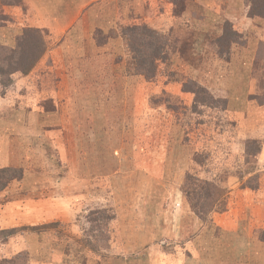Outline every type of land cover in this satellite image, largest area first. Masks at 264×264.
I'll return each instance as SVG.
<instances>
[{
  "label": "rangeland",
  "instance_id": "rangeland-1",
  "mask_svg": "<svg viewBox=\"0 0 264 264\" xmlns=\"http://www.w3.org/2000/svg\"><path fill=\"white\" fill-rule=\"evenodd\" d=\"M187 1L191 5L188 14L197 13L200 0H161L173 4L169 15L180 16L179 20L175 24L171 19V24L163 21L161 28L141 23L164 38L141 28L142 34L133 39L129 28L135 24L115 23L117 40L104 47L103 67L94 68L82 81L84 97L78 94L76 99L77 90L68 87L77 57L64 58L69 72H41L38 83L43 81L46 91L56 79L63 81L61 120H29L26 104L23 119H11L17 103L0 98V152L20 150L25 165L30 162L38 168L28 174L33 176L29 182L14 180L0 192V264H147L155 255L147 259L148 250L138 243L158 236L150 232L159 219L170 225L179 221L175 210L181 203L176 198L172 202V195L178 193L179 200L183 196L193 210V204L204 195L201 181L218 182L228 174L230 193L212 213L208 208L198 210L206 218L204 222L198 216L203 231L229 221L243 225L254 242L264 243V158L257 159L264 149V23L252 22L251 0H239L243 11L238 13L245 21L231 14L230 3L215 19H220L219 33L199 35L193 46L191 17L185 15ZM7 20L0 13V24ZM31 33L41 40L38 30ZM95 36L103 39L100 32ZM46 44L51 46V40L46 39ZM28 45L38 46L37 42ZM1 46L0 94H5L10 87L2 84L8 85L7 70L23 65L13 60L8 46ZM158 47H162L160 52ZM194 47L197 50H192V56ZM136 48L145 53L146 61L137 58ZM242 50L248 68L243 79L235 70L241 68L240 63L230 64ZM38 51L26 55V68ZM235 73L237 80L232 82L241 86L239 90L227 85ZM97 82L101 87L96 92L103 93V98H93ZM105 82L111 87L102 85ZM45 107L51 108L47 103ZM17 124L25 129L37 127L41 135L28 138ZM42 128L54 129L57 135ZM12 132L14 137H7ZM23 168L25 175L27 168ZM187 182L189 196L183 193ZM34 191L37 193L30 194ZM170 208L175 215L164 216ZM146 224L154 227L145 232L141 226ZM187 224L194 227L196 222ZM214 232L215 237L208 239L210 245H218L214 238L221 233L213 228ZM193 235L201 236V232L179 238L185 242ZM257 250L258 258H263L264 248Z\"/></svg>",
  "mask_w": 264,
  "mask_h": 264
},
{
  "label": "crops",
  "instance_id": "crops-1",
  "mask_svg": "<svg viewBox=\"0 0 264 264\" xmlns=\"http://www.w3.org/2000/svg\"><path fill=\"white\" fill-rule=\"evenodd\" d=\"M158 1L160 2L161 0ZM158 1L0 0V13L8 17L7 22H2L0 24V44H5L6 47L8 46L7 48L14 47L17 37L22 34L23 29L26 27H35L46 31L47 33H45L47 35L45 34V39L51 40V46L47 48V51L42 55L38 64L26 75L13 73L12 77L14 81L9 87V90L5 94H0V98L13 99L15 103H17L16 105L18 107L11 109V114L14 116V118L11 119L16 118L19 121L20 119H23L22 115L24 114V108L22 107L26 104L28 105L27 109H29V120L31 119L34 121L37 118V122L39 123L43 120H61L62 115L59 108L63 102V97L61 95L62 92L60 91L63 81L56 79L51 84V90L46 91L45 83L43 81H41L40 84L38 83V80L41 79L42 76L41 72L48 73L50 70H53L57 75H61L62 71L65 70L69 72L68 64H65L64 58L68 61L71 56L77 57L78 64L75 66L71 65L72 67L77 68L73 77V80L76 79L77 81L72 80L68 82V87L77 90L74 92L76 99L79 98L78 94H80L81 97H84L82 91H84L86 87L82 81H84L87 75L92 71H96L94 68L100 69L103 67L101 59H104L102 54V52L105 51L104 47L111 46V44L117 40L115 23H118L120 20L132 24L149 22L150 25H153L156 28H161L165 23L163 21L167 20V23L171 24V19V22L175 24V22L179 20L180 16L170 14V17L169 15V10H172L173 12L172 3V6H169L168 4L160 2V6L158 5L159 7H156ZM200 1L201 3L197 5L198 12H194L193 15L191 13L188 14V8H190L191 5L188 4V1L186 2L187 13L185 15L191 17L188 22H190L189 26H191L189 30H191L192 33L193 46L194 44L196 45V40L199 39V35L207 36L219 33L217 24H219L220 19L218 21L215 19L222 16L221 11L230 3H232V5H230L229 8H231V11L233 10V13L231 14L241 18L243 22L245 21L244 18H242L241 13H238V10L240 12L243 11L239 0ZM253 21L256 22L255 19H252V22ZM259 23L261 24V22ZM95 32H100L103 39L99 41L97 36H95ZM192 50H197V47L191 49V54L193 53ZM192 56H194V53ZM220 60L222 59L220 58ZM47 61H49L50 64L46 65L45 63ZM234 61L240 63L239 65L241 68L235 67V70L238 71V74H240V77L243 79V76L245 75L243 73L248 72V68L245 66L246 59L243 50L236 59H232L231 63H229L232 64ZM234 65L237 66L236 64ZM225 79L228 80V78H224V80ZM232 80H237L236 73L235 77H231L227 85L234 88L238 87L239 90L241 86H236ZM96 84H93V92L95 91V93H93V98H103V93L96 92V90L101 87V82H97ZM102 85L109 86L110 83L105 82ZM109 97L110 96L108 95V98ZM46 103L49 104L51 108H46ZM97 111L100 113V110ZM1 119L4 118L1 117ZM12 127L14 129V124ZM17 127L19 131L26 132V137L28 138H34L38 133L41 135V132L38 131L39 129H37V127H32L31 129L27 127V129H25L21 124H17ZM42 130L47 134H51V136L57 135V131L54 129L47 130L46 128H42ZM13 132L10 134L8 133L7 137H14V135H11ZM60 133L61 132L59 131L58 134L60 135ZM15 137L21 138L20 136ZM61 147L62 146H59L60 154H62ZM6 150L0 152V163L3 162L0 166L8 165L22 168L26 167L27 169L22 181L24 183H27V181L29 182L30 178L33 176L28 174H30L32 170L37 171L38 168H36V166H30V162H28L29 166H26L24 159L21 157L20 150L15 152H12L9 149L6 152ZM25 154L29 155V153ZM262 158H264V149ZM27 160L29 161V158ZM32 184L34 183L32 182ZM58 192L57 195L62 194L60 190H58ZM36 193V191L30 192V194ZM175 198L178 201V204L181 203V207L177 206V210H175L178 216H176V220L179 219L178 222L170 225L169 222L166 224L163 220L159 219L156 224H154L156 225L155 228H153L154 225L150 227L148 224L141 226L145 232L153 228L150 233H157L158 235L154 236L153 234V237L155 238L148 243H138L139 247L148 250L146 254L147 259L148 257L155 255L147 264H264V257L258 258L256 255L258 254V248H264V243L260 241L254 242L250 239L247 236L248 232H244L243 225L240 224L238 226L230 224V222L227 221L224 225L214 224L209 230L203 231L205 227L200 224L198 216L193 212L191 207L188 206L189 204L184 203L183 196L181 198L182 200L180 199L181 202H179L178 193L173 194L170 199L174 202ZM186 207H188L189 213L183 214ZM171 210L173 209L170 208V213L165 214L163 209H161L160 216H162V219L166 215H175L174 213H171ZM180 210L182 213L178 214V211ZM228 212H230V210ZM228 212H225L224 214L229 216ZM154 216L155 215L152 214V212L151 216L149 215V217L152 218ZM188 219L191 222H196L194 227L187 224L189 222L187 221ZM213 228L221 233L220 237L214 238L217 239L215 242H217L218 245H214V243L210 245L208 241L209 238L215 237V232L214 235L212 233ZM188 232H201V236L196 235V237H194L195 235H193L185 242L181 241L179 235L185 237V234ZM170 236L171 238L168 239ZM182 248L189 253L190 257L187 255L185 256V252L181 250ZM250 254L252 255L251 257H249ZM122 263L126 264L128 262L126 261L125 263V261H123Z\"/></svg>",
  "mask_w": 264,
  "mask_h": 264
},
{
  "label": "trees",
  "instance_id": "trees-1",
  "mask_svg": "<svg viewBox=\"0 0 264 264\" xmlns=\"http://www.w3.org/2000/svg\"><path fill=\"white\" fill-rule=\"evenodd\" d=\"M249 3H251V17L253 19H257V21L264 22V0H251V2H249ZM247 5H248V3H247ZM227 25H231V22L227 23ZM141 28L144 29L143 30L144 32L146 30V33H148V32L153 33L154 32V34H155L157 32V31L155 32V30H152L151 28H149L145 25L135 24L129 28V32H130L133 39H137L142 34ZM36 30H38L39 34H40L41 40H38L40 43L37 40H35L34 37H32L31 32L34 33ZM157 34L163 37V35L161 33L157 32ZM131 36H130V39H131ZM32 42H37L38 46L37 45H28ZM163 42L165 44H167L168 41L165 38ZM0 47H3V46H1V44H0ZM135 47H138V45ZM152 47L156 48L153 44H152ZM47 48H48V45L46 44L45 31L38 29V28H35V27L24 28L22 31V34L17 37L16 45L14 47L8 48L9 53L12 55L13 60L16 59L17 60L16 63L22 64L23 68H20L19 65L16 66L15 68L10 67L7 70V73H9L8 85L4 84V83H2V84L4 86H11V84L14 81L13 77H12L13 73H20V74H25V75L28 74L38 64V62L42 58V55L47 51ZM35 49H39L38 53L34 54V56H36V58H34V60H32L30 65L26 68L24 66L26 63L25 62L26 61V55H29V53L34 52ZM137 50L139 51V54H137V58H140L141 61H144V60L146 61L147 60L146 56H143L145 53H143L139 49H137ZM158 50H159L158 52H160L162 50V47L159 48ZM15 54L17 55V58H16ZM158 55L159 54H157V56H153V55L152 56L155 57V59H156L158 57ZM150 63H152V62L150 61ZM1 71H2V69L0 68V74H2ZM144 73L145 72L142 71L140 74L143 75ZM212 100H215V98H212ZM262 153H263V147L261 148V151H260L261 156L260 155L257 156L258 160L262 159ZM260 160H259V162H260ZM23 175H24V170L22 167H1L0 168V192L4 191L12 181L21 180L23 178ZM229 177H230V174H228L226 178L219 179L220 181H218V182L214 179H212L211 181H209V180H205L204 182L201 181V183H203V189L200 193H204V195L199 200H197V202L195 204H193V211H195L196 215L199 216V218H201L204 222H206V218H204V216H202V214L198 211L199 208L200 207L203 208L204 211L208 208V210H207L208 213L213 212L214 207L217 205V203L219 201L223 200L230 193V188L227 185ZM189 178H191V175H189ZM187 185H190V184L188 182L186 183V185L184 186L185 189H183V193L184 194L186 193V196L187 195L189 196L190 193L186 190ZM195 186L198 188H202V186L200 184H196ZM247 187L251 188V186H249V185ZM216 211H218V210H216Z\"/></svg>",
  "mask_w": 264,
  "mask_h": 264
}]
</instances>
